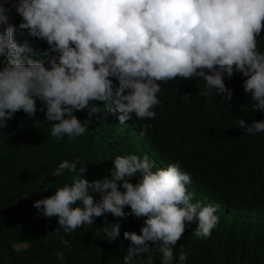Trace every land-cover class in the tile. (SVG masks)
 I'll return each instance as SVG.
<instances>
[{
    "label": "clouds",
    "instance_id": "obj_1",
    "mask_svg": "<svg viewBox=\"0 0 264 264\" xmlns=\"http://www.w3.org/2000/svg\"><path fill=\"white\" fill-rule=\"evenodd\" d=\"M7 4L0 3V128L18 111L35 116L37 100L46 105L45 118L56 138L83 135L86 126L74 113H95L96 102L119 113V124L133 114L154 118L158 81L177 77L201 78L208 90L227 94L223 102L230 101L224 77L234 72L246 78L244 91L251 94L253 110L264 111V53L256 39L264 30V0H18L12 7L22 17L19 28L47 42L53 53L47 63L29 55L27 43L16 42ZM237 126L249 135L264 132V120L247 125L239 119ZM149 127L141 130V138ZM78 163L60 162L52 176L67 170L77 174L73 182L33 206L47 218L58 217L65 232L92 225L106 213L126 217L129 206L130 214L146 219L139 234L123 233L131 241L124 264L150 254L153 244H158L161 264H173V246L185 222L196 223L197 238L209 237L219 222L218 204L193 202L186 187L191 174L179 162L153 170L147 156H116L110 176L92 181ZM134 175L141 176L135 184L129 179ZM93 193L100 194L99 200ZM78 201L81 206L73 207ZM103 226L109 242L120 236L118 221ZM187 259L181 251L178 264ZM145 264H151L150 257Z\"/></svg>",
    "mask_w": 264,
    "mask_h": 264
},
{
    "label": "trees",
    "instance_id": "obj_2",
    "mask_svg": "<svg viewBox=\"0 0 264 264\" xmlns=\"http://www.w3.org/2000/svg\"><path fill=\"white\" fill-rule=\"evenodd\" d=\"M13 3L18 0H8L7 14L8 22L16 26L14 39L37 47L49 59L53 53L47 42L19 28L22 17ZM256 39L257 50L264 53V30ZM110 79L118 84L114 77ZM224 79L232 91V99L224 102L226 93L208 90L198 77L158 81L161 91L157 94L160 103L152 109L155 117L138 119L133 114L125 124H119V113L96 102L97 112L74 113L86 126L85 133L75 138L51 136L52 122L45 118L46 105L39 100L35 116L16 112L8 126L0 128V264H124L131 241L123 233L139 234L146 219L130 214L129 206L124 207L129 213L126 217L106 213L95 217L92 225L65 232L58 226V217L47 218L33 205L73 182L77 174L67 170L61 177L52 176L63 160H78V169L85 165V178L92 181L110 176L116 156L130 154L147 156L153 170L179 162L191 174L186 187L193 202L218 204V212L225 208L235 214L219 220L207 238L194 236L196 223L185 222V231L173 246V264H178L181 251L188 257L184 264H264V132L249 135L237 126L239 119L247 125L264 120V111L253 110L254 101L244 91L246 78L241 73ZM145 125L151 127L139 143L132 135L134 131L139 135ZM129 179L135 184L141 176ZM93 195L99 200V193ZM75 206H81L80 202ZM249 212L263 216L253 217ZM105 221L120 223V236L112 242L104 233ZM20 243L26 246L16 248ZM157 249L158 244H153L150 254L134 258L135 264H145L149 257L151 264H161Z\"/></svg>",
    "mask_w": 264,
    "mask_h": 264
},
{
    "label": "rangeland",
    "instance_id": "obj_3",
    "mask_svg": "<svg viewBox=\"0 0 264 264\" xmlns=\"http://www.w3.org/2000/svg\"><path fill=\"white\" fill-rule=\"evenodd\" d=\"M22 44H24V43H22ZM27 44H28V43H27ZM28 45H29V47L32 49V52L29 53V55H32L33 58L42 59L45 63H47V60H48V59H47L44 55H41L40 53H38V51H37V50H38L37 47L32 46V45H30V44H28ZM37 54H39V55H37ZM110 116H111L112 119H116V118H115V115H113V114H111V113H110ZM128 125H131L129 121H128ZM131 134H132V133H131ZM132 138H133L135 141L139 142V143H143V142H144V140L138 135V133H137L136 131H134V135H132ZM163 168H166V167H163ZM249 213H250L249 215H251V216H253V217H258V218H260V217L263 216V215H262V212H249ZM215 214L218 216V218H219V220H220L221 222H223V221H225V220H229L231 217H234V216H235L234 213H229L228 211H226L225 208H221L220 211H219V212L217 211ZM15 246H16V248H21V247H25L26 244H24V243H20V244H16Z\"/></svg>",
    "mask_w": 264,
    "mask_h": 264
}]
</instances>
